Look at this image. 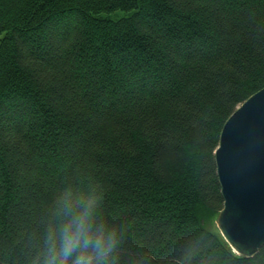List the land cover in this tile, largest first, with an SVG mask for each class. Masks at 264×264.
<instances>
[{
  "label": "trees",
  "instance_id": "trees-1",
  "mask_svg": "<svg viewBox=\"0 0 264 264\" xmlns=\"http://www.w3.org/2000/svg\"><path fill=\"white\" fill-rule=\"evenodd\" d=\"M263 87L264 0H0V264L77 200L111 264H264L217 227L215 162Z\"/></svg>",
  "mask_w": 264,
  "mask_h": 264
},
{
  "label": "water",
  "instance_id": "water-1",
  "mask_svg": "<svg viewBox=\"0 0 264 264\" xmlns=\"http://www.w3.org/2000/svg\"><path fill=\"white\" fill-rule=\"evenodd\" d=\"M215 162L224 200L217 227L234 252L253 257L264 246V87L226 120Z\"/></svg>",
  "mask_w": 264,
  "mask_h": 264
},
{
  "label": "clouds",
  "instance_id": "clouds-1",
  "mask_svg": "<svg viewBox=\"0 0 264 264\" xmlns=\"http://www.w3.org/2000/svg\"><path fill=\"white\" fill-rule=\"evenodd\" d=\"M95 208V200L65 201L34 264H111L116 233L98 219Z\"/></svg>",
  "mask_w": 264,
  "mask_h": 264
}]
</instances>
